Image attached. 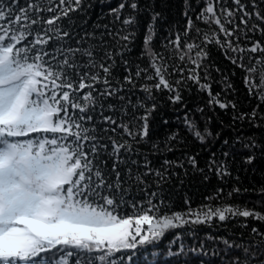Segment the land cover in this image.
I'll return each mask as SVG.
<instances>
[{
    "label": "snow or ice",
    "instance_id": "obj_1",
    "mask_svg": "<svg viewBox=\"0 0 264 264\" xmlns=\"http://www.w3.org/2000/svg\"><path fill=\"white\" fill-rule=\"evenodd\" d=\"M262 5L264 0H229L228 5L223 0H204L195 19L207 28H200L189 15L194 11L192 0H183L184 39L178 34L167 41L168 56L152 46L162 13L154 5H146L151 19L142 57L149 64L136 65L133 72L123 55L130 51L135 35L132 27L141 11L138 0H123L109 9L122 27L110 30L103 25L101 35L112 36L114 44L102 42L98 51L84 47L79 40V47L65 44L72 33L59 23L71 20V13L85 12L92 6L90 0H25L23 5L21 0H0V264H118L124 257L117 254L154 246L175 230L183 229L195 237L201 227L218 228L237 218L264 222V213L224 202L223 189L206 197L209 203L184 212L164 211L168 206L163 199L156 202L159 193L146 190L149 178L157 188L173 176L179 178L174 169H183L185 176L190 170L193 178L200 174L204 181L209 180V173L220 180L230 177L228 151L222 150L220 158L212 152L204 168L199 166L198 154H185L180 160L165 157L159 167L152 165L147 153L142 161L134 158L141 155V145L157 155L173 152L184 143L179 129L166 136L163 147L151 141L149 121L158 110L156 93L166 92L171 104H182L183 90L191 92L194 85L197 93L207 96V109H236L235 102L226 99L233 85L211 62L209 46L217 47L226 60L242 68V53H264L260 40L247 47L240 43L241 36L251 40L249 33L264 36ZM125 8L131 12L121 19ZM50 44L54 46L50 48ZM116 56L124 65L122 79L114 76ZM248 59L264 63V58ZM141 80L144 82L139 83ZM244 80L250 96L257 95L254 88L264 87V76L260 85L249 76ZM213 84H219L221 91L214 93ZM136 91L144 97L133 102L128 93ZM113 99L119 104L111 102ZM258 99L264 103V92ZM258 108L234 115L233 122L249 116L255 121ZM205 111L199 105L195 108L211 123V117H204ZM116 113L121 115L119 120ZM183 126L200 145L213 137L207 125L201 129L189 112L184 114ZM213 138L219 140L220 134ZM223 143L230 144L229 140ZM235 143H242L245 149H264L257 140L239 135ZM255 158V154L246 156L243 163L250 165ZM130 186L144 191L147 199L129 205L124 197ZM240 191L234 188L228 198ZM212 200L219 202L213 204ZM185 203L190 205L189 200ZM129 206L132 213L121 215L120 210ZM251 233L247 241L205 233L204 240L189 251L208 257L200 264H264V232L253 227ZM181 235L176 234V239ZM183 252L181 244L179 252L169 251L168 255Z\"/></svg>",
    "mask_w": 264,
    "mask_h": 264
},
{
    "label": "trees",
    "instance_id": "obj_2",
    "mask_svg": "<svg viewBox=\"0 0 264 264\" xmlns=\"http://www.w3.org/2000/svg\"><path fill=\"white\" fill-rule=\"evenodd\" d=\"M25 0H21V4ZM123 0H90L91 7L87 8L85 12L71 13L72 19H63L59 23L61 26L72 33V38L66 40L65 44H70L72 47H79L77 41H81L84 47H93L99 50V46L102 42L106 44H114L112 36L101 34L105 32L103 25H108L110 30L120 29L122 26L119 21H115L109 14V9L116 8ZM248 3L249 0H244ZM141 11L137 14V24L132 27L135 35L133 41L130 44V51H125L123 59L128 60L132 64V71L135 72L136 65L141 67H148L149 61L147 57H142L143 53V39L145 30L151 19L150 8H146V5H154L155 11L162 13V18L157 22L155 38L153 40V48L161 55L168 56L170 53L166 50V43L168 40L175 39L176 35H181L183 41V31L186 26V19L183 16V0H138ZM225 5H228L229 0H223ZM204 6V0H192V7L194 11H191L189 15L193 18L196 25L200 28H207L202 22L195 19L196 14ZM219 7V5H217ZM234 7V6H233ZM264 7V5H262ZM131 10L125 8L122 14L123 17L128 16ZM45 16H50L51 13H45ZM100 25L101 27H97ZM213 27H215L213 25ZM229 27H231L229 25ZM243 27V26H242ZM85 33L94 35H85ZM195 36V32L192 33ZM251 40H244L241 36L240 43L247 47L254 40H260L264 44V36H261L259 32L253 34L249 33ZM54 44H50L49 47H53ZM209 53L211 62L215 66L221 69L224 75L229 77L234 90L230 89L226 95V99L235 102L236 109L232 108L220 110L216 108L215 111L209 110L206 107L207 96L201 95L196 92L195 86H192L191 92L183 90V103L173 105L167 99V93H156L158 110L150 118V139L151 141L161 143L166 136L173 131L179 129L180 135L184 138V143L178 144L173 152L164 154L152 155L148 152V148L145 145H141V155L138 158L143 160L144 153H147L149 159L152 161L154 167H159L162 160L166 157L170 160H180L185 154L197 155L199 166L206 167L208 160L212 152H215L217 158H220L221 152L228 151L230 156L229 166L232 172L230 177L226 176L223 180L218 179L214 174L209 173V180L204 181L200 174H195L189 170L188 176L184 175L183 169H174L180 173V177L173 176L167 183H162L161 188H157L156 184L151 178L148 179L146 186L147 192L156 191L159 195L156 198V202L163 199L164 203L168 206L163 209L164 211H187L189 207L196 209L203 204H207L210 201L206 200V197L218 195L217 190L223 189V193L220 194L224 202L229 204H238L241 206H247L249 209H253L257 212L264 213V193L261 189L264 188V149H245L242 143H235V138L239 135L245 140L255 139L261 144H264V103L258 99V94L264 92V87L254 88L253 92L257 93L256 96H250L248 88L245 87V76H249L254 80L257 85L261 84V77L264 76V63H258L257 59L249 60L248 57L264 58V53L257 52L242 53L245 57L243 63L245 67H238L232 64L229 60L224 58L222 52L215 46H209ZM232 55V53H229ZM118 66L114 69V76L122 79L126 73L123 71L124 65L120 63L121 57L116 56ZM172 63V61H169ZM176 63H180L178 60ZM255 69L254 71H248V69ZM171 71V69H169ZM213 76L219 79V74L213 72ZM176 77H173L175 79ZM115 82V81H113ZM141 80L139 83H143ZM151 83V82H149ZM87 91V90H85ZM221 91L219 84H213V92ZM131 96L133 102L137 99H143L144 94L136 91L128 93ZM222 98H225V94L222 93ZM111 102L119 104L118 101L113 99ZM187 105V107H185ZM205 107L206 111L204 117H211V123H207L206 119L201 118V114L195 112L196 106ZM257 105H259L257 117L255 121L249 119L243 121L236 120L233 122V116H239L240 113L250 114ZM131 112L132 110L129 109ZM185 112L194 114L196 119L200 123L201 129L207 125V127L213 133V137L217 133L220 134L219 140H215L213 137L208 138V142L205 145L193 141L183 126V118ZM143 113V109H140V113ZM106 115L112 113L106 112ZM116 118H121L120 113H116ZM129 117H124L127 120ZM167 119L169 123L163 124V120ZM259 125V127L254 126ZM119 131V130H118ZM224 140H229L230 144L225 145ZM255 154V160L252 164H244L243 159L246 156ZM111 161H109V166ZM136 166H133L135 168ZM123 168V166H122ZM114 179V177H113ZM183 180V184H181ZM238 187L241 191L239 193L233 192L231 198H228V193L232 192L234 188ZM162 189V190H161ZM245 189L247 191H245ZM124 199L130 205L133 201L140 202L147 199L146 193L141 191L138 187L130 186L128 192L125 194ZM185 200L190 201V205L185 203ZM219 201L212 200L211 203L216 204ZM121 215L125 213L131 214L132 208L126 207L120 210ZM246 225V226H245ZM255 227L260 232H264V222L257 221L251 217L237 218L236 220L228 221L224 225L218 228H204L198 229V234L193 237L185 232L183 229L175 230V232L167 233L162 240L147 248H140L134 253L126 252L117 254L123 256L122 261L118 260V264H200V260H207L208 257H197L195 253L189 251L190 248L198 246L199 241L204 240L205 233H211L213 236L226 237L229 239L245 241L252 235L251 229ZM179 240L176 239V234H181ZM181 244L184 246V252L179 256H169L168 252H179ZM211 247V245H209ZM222 247V245H221ZM131 255L132 259L129 261L127 256Z\"/></svg>",
    "mask_w": 264,
    "mask_h": 264
}]
</instances>
